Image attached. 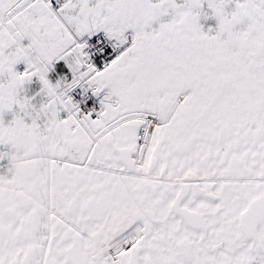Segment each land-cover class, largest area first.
<instances>
[{
	"label": "snow or ice",
	"instance_id": "snow-or-ice-1",
	"mask_svg": "<svg viewBox=\"0 0 264 264\" xmlns=\"http://www.w3.org/2000/svg\"><path fill=\"white\" fill-rule=\"evenodd\" d=\"M0 264H264V0H0Z\"/></svg>",
	"mask_w": 264,
	"mask_h": 264
}]
</instances>
